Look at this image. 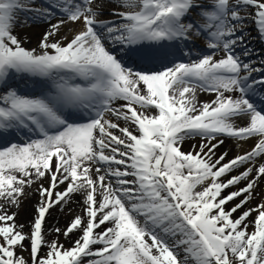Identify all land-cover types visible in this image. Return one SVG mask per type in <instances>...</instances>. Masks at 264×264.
<instances>
[{
	"label": "snow or ice",
	"instance_id": "snow-or-ice-1",
	"mask_svg": "<svg viewBox=\"0 0 264 264\" xmlns=\"http://www.w3.org/2000/svg\"><path fill=\"white\" fill-rule=\"evenodd\" d=\"M30 24L48 25L32 49ZM256 39L264 0H0V264H264V199L246 207L264 180ZM226 139L255 143L229 160ZM33 184L25 233L9 209ZM73 194L85 215L47 241Z\"/></svg>",
	"mask_w": 264,
	"mask_h": 264
},
{
	"label": "bare ground",
	"instance_id": "bare-ground-1",
	"mask_svg": "<svg viewBox=\"0 0 264 264\" xmlns=\"http://www.w3.org/2000/svg\"><path fill=\"white\" fill-rule=\"evenodd\" d=\"M47 27H48V25L45 24L42 26H31V27H28V29H23L21 31L19 30L20 36L22 38L24 37V35H26V38H24V39L29 38L28 43L24 42L26 44L25 46L27 48L29 47L30 49L36 48L37 44L39 42V39L41 38L40 36H42L43 32L45 31V29ZM74 27H78V25H69V26L63 28L61 31V35H68L69 39H71L72 32L70 29H72ZM196 97L200 103H203V102H208V101L215 99V94L205 92V91L197 88ZM121 123L123 124L122 121H121ZM200 142L201 141L199 138L186 139L183 142L182 151L189 152L191 150V146L193 144H199ZM254 143H255V141L250 140L246 143L237 144L232 139H226L225 143L219 149H217V155L227 151L228 152V158L232 159L237 154H243L244 152L250 150ZM243 170H241V171H243ZM93 173H94V170H93ZM234 174H236V173H233V175ZM225 179H227V177H225ZM47 181H48V179H43V180L39 181V183L46 184ZM46 185H48V183ZM242 186H244V185H242ZM263 187H264V180H261L260 186L256 189V193L259 194V195H256L257 196V199H256L257 202L260 201L261 195L263 197V194H262ZM36 188H37V184L31 185V187H26V189H25L26 195L21 198V203H20L19 207H11L9 209V213H13V212L17 213L16 218H15V222L18 226L19 225L24 226L23 231L25 233L30 232L31 221H32L33 215L35 213V208L37 207L38 202L40 200V197H39L38 193L36 192ZM233 189H235V188L227 189V191L230 192V190H233ZM2 202L3 201H0V203H2ZM253 204L254 203L252 201L250 204L247 205V207H250ZM83 209H84V205H83L82 194H73L71 199L68 201L67 204L64 205V207H62V205H58V206L52 208L50 210V214H48L46 216V222L44 225L46 240L47 241H53L57 238V234L54 231L55 228H59L61 230L62 229L64 230L68 227L69 223L74 219L75 216L85 215ZM241 211H242V209H241ZM251 219H253V218L251 217ZM79 235H80L79 232H75L74 234H71L69 237L66 238L63 235V233L61 232V234L59 235V242L61 244H63L66 248H70V247H72L73 242L79 237ZM47 250H48L47 248H44L43 252L46 253ZM24 256L26 257V255H24Z\"/></svg>",
	"mask_w": 264,
	"mask_h": 264
},
{
	"label": "rangeland",
	"instance_id": "rangeland-1",
	"mask_svg": "<svg viewBox=\"0 0 264 264\" xmlns=\"http://www.w3.org/2000/svg\"><path fill=\"white\" fill-rule=\"evenodd\" d=\"M102 18H104V19L113 18V19H114V17H109V16H108L107 11H105L104 17H102ZM53 22H54V21H53ZM42 25H45V24H30V26L18 27V28L16 29V32H17V34L19 35V37H20L25 43H28L29 38L24 39V38H26V35H24V37L22 38V37L20 36V31L23 30V29H28V27H31V26H42ZM253 27H254V26H253ZM19 30H20V31H19ZM249 31L251 32V35H252V36H256V35H257L256 32H255L254 30H252L251 27H250ZM40 37H41V36H40ZM39 40H40V39H39ZM256 40H257V39H256ZM252 41H255V40H252ZM196 42H197L198 44L203 43V42L205 43V41H204L203 39H196ZM25 43H23L24 46L26 45ZM28 49H30V48L28 47ZM227 159H230V158L227 157ZM241 170H243V168L239 169L238 171H241ZM47 182H48V181H47ZM47 182H46V183H47ZM242 185H243V184L239 185V187H243ZM235 190H236V189H233V190H230V191H235ZM255 191H256V190H255ZM262 194H263V197H262V195H261V198H260V201H259V202L256 201L257 196H255V197L251 200V202L253 201L254 204L251 205L250 207H254V206L257 205L258 203H260L262 199H264V187H263V192H262ZM238 202H239V200H236V201L230 202V203H229L230 205H229V207H227V208L230 209L235 203H238ZM64 205H65V204H63L62 207H64ZM246 207H247V205H246ZM242 211H243V209H242ZM35 214H36V208H35V213H34V215H33L32 221H33V219H34ZM239 214H240V212H237L236 214H234V216H239ZM252 218H253V219L255 218V213H253ZM32 221H31V223H32ZM62 230H63V229H62ZM99 231H100V230H99ZM249 231H252V229L249 228ZM27 233H28V232H27ZM25 242L27 243V241H25ZM23 254L26 255V257L28 256V252H24Z\"/></svg>",
	"mask_w": 264,
	"mask_h": 264
}]
</instances>
